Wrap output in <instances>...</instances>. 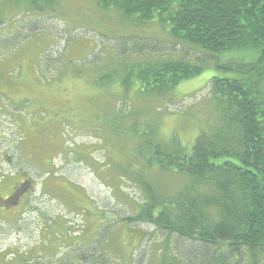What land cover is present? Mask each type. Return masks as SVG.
Segmentation results:
<instances>
[{"label": "rangeland", "instance_id": "374dc122", "mask_svg": "<svg viewBox=\"0 0 264 264\" xmlns=\"http://www.w3.org/2000/svg\"><path fill=\"white\" fill-rule=\"evenodd\" d=\"M42 4L0 0V173H6L0 192L16 181L35 185L18 205L0 202L6 211L0 210V264L30 259L31 252L38 258L19 264H160L167 232L127 219L146 198L131 180L143 166L133 131L149 133L154 124L160 138L175 135L190 150L202 130L220 121L211 77L239 73L207 61L171 93L127 90L121 78L132 64L204 54L169 42L168 27L158 20L139 23L98 0H55L45 12ZM249 52L213 55L221 63L249 62ZM147 176L163 193L185 180L175 173ZM177 245L171 236L175 264H191Z\"/></svg>", "mask_w": 264, "mask_h": 264}, {"label": "trees", "instance_id": "16d2710c", "mask_svg": "<svg viewBox=\"0 0 264 264\" xmlns=\"http://www.w3.org/2000/svg\"><path fill=\"white\" fill-rule=\"evenodd\" d=\"M42 1L46 4L40 6L41 12L55 3ZM98 4L145 25L158 20L168 27L169 42L204 54L132 64L121 78L127 90L137 85L153 95L171 93L182 81L201 74L207 61L239 73L211 77L220 121L202 130L190 150L175 135L169 141L160 138L154 124H149V133L135 127L134 151L143 166L130 175L146 198L143 204L136 203V215L127 219L167 232L160 264L176 263V254H170L171 236L185 263L264 264V0H98ZM237 49L251 50V61L221 63L213 55ZM147 171L180 174L185 180L174 192L163 193ZM22 219L21 213L17 222ZM130 230L137 236L138 228ZM140 231L143 240L146 232ZM30 254V259L18 257L15 264L38 258Z\"/></svg>", "mask_w": 264, "mask_h": 264}, {"label": "flooded vegetation", "instance_id": "af4514ba", "mask_svg": "<svg viewBox=\"0 0 264 264\" xmlns=\"http://www.w3.org/2000/svg\"><path fill=\"white\" fill-rule=\"evenodd\" d=\"M34 190V185L29 182V180H22L19 182H14L8 191V193L0 192V202L11 206H15V204H19L20 201H23V197L29 195ZM23 198V199H22ZM1 210V209H0ZM3 213L6 211L1 210Z\"/></svg>", "mask_w": 264, "mask_h": 264}, {"label": "bare ground", "instance_id": "6f19581e", "mask_svg": "<svg viewBox=\"0 0 264 264\" xmlns=\"http://www.w3.org/2000/svg\"><path fill=\"white\" fill-rule=\"evenodd\" d=\"M142 21V20H141ZM165 26V25H164ZM12 155V154H11ZM13 169V168H12Z\"/></svg>", "mask_w": 264, "mask_h": 264}]
</instances>
